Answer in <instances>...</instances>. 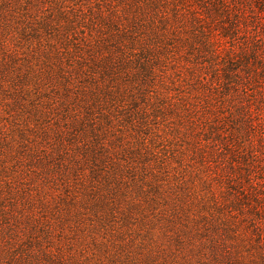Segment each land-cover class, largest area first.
<instances>
[{"label":"rangeland","instance_id":"obj_1","mask_svg":"<svg viewBox=\"0 0 264 264\" xmlns=\"http://www.w3.org/2000/svg\"><path fill=\"white\" fill-rule=\"evenodd\" d=\"M59 1L93 8L80 39L117 34L95 0ZM219 1L163 0L151 86L123 74L80 131L85 89L68 108L45 91L63 82L33 20L49 4L0 0V264H264V0Z\"/></svg>","mask_w":264,"mask_h":264},{"label":"trees","instance_id":"obj_2","mask_svg":"<svg viewBox=\"0 0 264 264\" xmlns=\"http://www.w3.org/2000/svg\"><path fill=\"white\" fill-rule=\"evenodd\" d=\"M84 1L79 0V3ZM162 1L123 0V7L119 3L111 7L110 1L100 0L98 2V0H95L101 19H103L108 29L115 30L117 34H112L104 40L98 38L93 42L85 36L80 39L77 31L78 23H83L84 26L86 25L92 30L98 28V25L94 27L92 21L94 12L92 7H89L87 12V10H84V4H80L81 7L74 13L73 9L69 10L59 0H40L41 4H49V7L47 8V16L33 19L37 25V33L40 35L37 36V39L40 40V44L43 39H59L64 45L63 61L54 62L50 65L52 71L57 70L58 78L62 79L63 82H59L60 87L47 84L45 91L49 90L51 94L60 96V99L53 100V104L61 103L68 108L69 103L74 107L76 103L74 99L71 101V97L68 96L72 87H75V89L83 87L85 89L83 95L88 99L92 98V100L84 105L85 120L77 123L80 131L86 130L85 126L93 129L96 120L94 116L100 115L99 108L102 107L94 102L95 95H99L102 90L119 86L117 83L121 84L123 74L127 77L126 82H130V85H137L140 90L144 87L145 90H148V87L151 86L150 78L153 74V67H151L153 59L151 57L157 47L152 42L153 38L147 35L145 38L141 36L151 33L159 35L160 31L154 18L150 22H146L147 17L152 15L154 11H160L158 7ZM33 3L34 0H25V3H23L25 11L28 12ZM219 3L223 8V12H229L230 4L228 0H220ZM256 4L261 5V1L256 0ZM236 10V16L245 17L247 15L245 6L241 5ZM121 17L127 22L126 25L118 24L117 19ZM128 24L130 26H127ZM44 48L51 49L52 46L46 43ZM85 49L91 50L90 55H88L89 58L82 66L76 65V58L79 59L78 57ZM137 50L140 51L139 54L134 53ZM252 54L257 62L256 59H258L259 54L256 52ZM76 71L77 74H74ZM37 93L41 96V92ZM40 99L41 97L37 98L36 105H40ZM30 105L38 111L39 108L35 104ZM63 117L68 118V114L63 115Z\"/></svg>","mask_w":264,"mask_h":264}]
</instances>
